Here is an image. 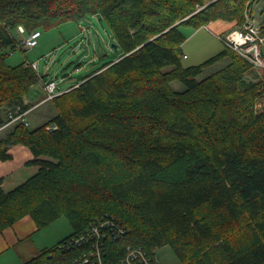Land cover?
I'll return each instance as SVG.
<instances>
[{
	"label": "trees",
	"instance_id": "16d2710c",
	"mask_svg": "<svg viewBox=\"0 0 264 264\" xmlns=\"http://www.w3.org/2000/svg\"><path fill=\"white\" fill-rule=\"evenodd\" d=\"M204 4L0 0L2 49L16 51L12 31L20 25L32 32L98 16L121 56L55 97L58 113L48 123L31 130L23 122L0 138L1 161L13 158L8 145H22L34 157L26 164L39 167L9 192L0 179V233L28 215L39 229L65 216L69 239L113 214L130 230L122 243L149 252L169 246L180 264H264V107L256 108L264 78L248 80L253 67L227 48L200 65L182 64L185 29L218 19L240 26L253 6L217 0L183 21ZM8 55H0V128L5 106L34 107L24 97L41 80L28 63L8 66ZM176 81L184 91L172 90ZM65 239L54 248L60 254L46 249L28 264H68L77 251L60 250Z\"/></svg>",
	"mask_w": 264,
	"mask_h": 264
},
{
	"label": "rangeland",
	"instance_id": "374dc122",
	"mask_svg": "<svg viewBox=\"0 0 264 264\" xmlns=\"http://www.w3.org/2000/svg\"><path fill=\"white\" fill-rule=\"evenodd\" d=\"M215 1L217 0H205L204 5H197L195 12L187 16L183 21L191 18L194 14L201 12L203 9H206ZM249 3L253 6L254 18L258 19L260 22L264 21V0H248V4ZM183 21H178L172 25V27L180 25ZM213 22H216V26L222 25L227 26V28L231 26L229 21L218 19L210 21L209 24L203 25L198 29H185L187 40L183 45L182 53L187 55V58L184 56L182 59L184 67L200 65L225 48L218 37L220 38L221 35H227L228 33L225 34L227 30H225L224 33L219 32L215 25L212 24ZM234 23L235 28L233 30L241 28L242 25L238 26L237 22ZM20 26L23 27L24 33L18 31L19 26L12 31L19 42L22 38H26L27 35H29V31H27L26 27L23 25ZM39 31L41 32V37L38 39V46L35 48H22L11 52L10 48H0V55L9 53L5 62L11 67L18 66L22 63H37L39 69L37 68L36 71L40 78L45 80V82L53 79L56 80L61 94L79 86L83 82V80H80L94 70L101 68L104 64L112 60L118 61L121 57L119 50L112 47L115 41L111 31L106 26L105 22L98 16H90L80 23L69 22L51 29L41 28ZM228 62L229 58H226L205 67L203 72L197 76V80H202L223 69ZM251 66L255 72V77L252 73L247 76V79L253 81L263 79L264 70L261 69V67ZM171 88L179 92L185 90L184 84L179 81L173 82ZM46 96L47 94L40 80L24 97V99L27 98L29 100L31 105L36 104L30 110H27L28 113L25 116V121L15 122L5 128L2 126L0 128V138L7 139L10 133L13 132L15 127L20 123L24 122L28 128L33 130L53 119L58 111L53 100L45 101ZM263 107L264 102L259 101L256 105L257 109ZM11 109L12 108L9 106H5L3 109L6 122L10 118ZM49 126H47V128ZM20 146L22 145H8L7 148L9 153L13 154L14 158L4 162L0 160V178L4 179L5 184L3 189L6 192L18 187L28 178L35 175L36 171L39 170L38 166L26 164L27 161L32 160L34 157L28 148L22 146L23 149H19ZM105 174L104 172V177H107ZM107 215L113 214H105L104 216ZM73 232L74 229L69 220L65 216H62L48 226L38 230L35 233L34 244H36L38 248L42 247L40 252L45 248L52 250ZM123 244L120 246H123ZM156 251L160 264H180V260L169 246L162 247ZM55 253L60 254L57 250Z\"/></svg>",
	"mask_w": 264,
	"mask_h": 264
},
{
	"label": "built area",
	"instance_id": "2783aa9c",
	"mask_svg": "<svg viewBox=\"0 0 264 264\" xmlns=\"http://www.w3.org/2000/svg\"><path fill=\"white\" fill-rule=\"evenodd\" d=\"M251 10L253 8L246 11V20L241 28L229 32L220 39L225 48L233 51L249 64L264 70V21L260 22L252 18L253 11L250 12ZM18 31L25 32L21 26L18 27ZM40 37L39 30L29 32L26 38L18 41L16 48H35L38 46ZM29 65L35 70L38 68L37 63ZM43 88L47 94L45 101L53 100L61 95L59 86L54 79L44 83ZM27 113V110L18 106L14 113H10V118L4 128L15 122L25 121ZM56 129V124L47 128L48 132H53ZM129 231L127 226L115 216H103L92 222L86 230L67 239L59 245V249L64 252L77 251L68 264H160L157 251L149 252L142 246L122 243L121 239L125 238ZM122 244L123 246H120Z\"/></svg>",
	"mask_w": 264,
	"mask_h": 264
},
{
	"label": "crops",
	"instance_id": "0c3cea01",
	"mask_svg": "<svg viewBox=\"0 0 264 264\" xmlns=\"http://www.w3.org/2000/svg\"><path fill=\"white\" fill-rule=\"evenodd\" d=\"M251 16H252V18H254L253 12H252ZM254 19H256V18H254ZM245 20H246V18H245ZM256 20H258V19H256ZM216 22H213L212 24L215 25V27L219 30V32L224 33L225 30H227L225 34L231 32L235 28L234 22H232V23L229 22V24L231 25L229 28H227V26H222V25L216 26L217 25V24H215ZM244 23H245V21H244ZM221 36H224V35H221ZM221 36H220V38H221ZM220 38L218 37V39L221 41ZM184 56H186V58H187V55H184ZM229 62H230V60H229ZM229 62H228V64H229ZM38 69H39V66H38ZM256 77H257V75H256ZM41 83L43 86V84L46 82H45V80L41 79ZM24 103L31 104L27 98L24 99ZM35 105L36 104H34V106ZM21 148L23 149L22 146H20L19 149H21ZM8 152H9V150H8ZM11 155L14 158V155L13 154H11ZM37 172L38 171H36V173ZM0 179H2V188H3V186L5 184L4 179L3 178H0ZM38 230H40V229L38 228L37 224L35 223L33 218L28 215V216H25L24 218H22L16 224H14L12 227L7 228L2 233H0V264H28L33 259L40 257L42 255L43 251L48 249V248H45L40 252L42 247L38 248L37 245L34 244L35 243V240H34L35 239V233Z\"/></svg>",
	"mask_w": 264,
	"mask_h": 264
},
{
	"label": "water",
	"instance_id": "95a60500",
	"mask_svg": "<svg viewBox=\"0 0 264 264\" xmlns=\"http://www.w3.org/2000/svg\"><path fill=\"white\" fill-rule=\"evenodd\" d=\"M113 48H115L116 50H118V45L115 43L112 45Z\"/></svg>",
	"mask_w": 264,
	"mask_h": 264
},
{
	"label": "bare ground",
	"instance_id": "6f19581e",
	"mask_svg": "<svg viewBox=\"0 0 264 264\" xmlns=\"http://www.w3.org/2000/svg\"><path fill=\"white\" fill-rule=\"evenodd\" d=\"M66 239H67V238H66ZM66 239H65V240H66ZM69 239H70V238H69ZM70 252H72V251H70ZM74 252H75V251H74Z\"/></svg>",
	"mask_w": 264,
	"mask_h": 264
}]
</instances>
